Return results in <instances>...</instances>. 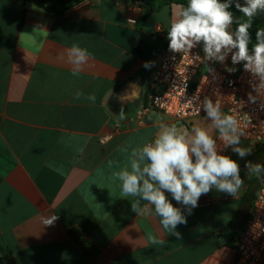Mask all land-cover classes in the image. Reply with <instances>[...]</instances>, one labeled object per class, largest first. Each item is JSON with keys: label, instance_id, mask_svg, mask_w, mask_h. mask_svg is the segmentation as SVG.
<instances>
[{"label": "crops", "instance_id": "0c3cea01", "mask_svg": "<svg viewBox=\"0 0 264 264\" xmlns=\"http://www.w3.org/2000/svg\"><path fill=\"white\" fill-rule=\"evenodd\" d=\"M46 2L60 8L59 0ZM179 6L149 13L125 0H82L57 14L29 0H0V264H235V243L264 177L240 166L244 186L236 198L213 189L190 215L172 200L187 218L177 225L179 238L159 217L133 213L134 198L113 178L130 170L138 159L132 152L153 142L162 125L188 138L193 127L213 138L219 132L206 115L175 122L145 111ZM73 44L90 53L75 76L67 56ZM243 63L229 54L204 66L233 75ZM239 146L262 149L263 162V147Z\"/></svg>", "mask_w": 264, "mask_h": 264}, {"label": "clouds", "instance_id": "9594fccd", "mask_svg": "<svg viewBox=\"0 0 264 264\" xmlns=\"http://www.w3.org/2000/svg\"><path fill=\"white\" fill-rule=\"evenodd\" d=\"M232 7L233 0H187L186 6H179L176 18L170 22L166 35L168 48L187 57L193 48L202 44L204 58L221 63L231 54L233 64L244 62V69L259 78V89L264 86V28L256 29L254 43L250 29L253 27L252 19L258 12H264V0H243V3L236 0L235 9L246 18L242 22L234 18ZM234 23L233 31L231 26ZM67 56L75 66L72 72L75 76L89 60L90 53L86 48L73 44L68 48ZM151 63L145 62L144 67H150ZM81 96L83 93H76L77 99ZM86 98L95 102L94 95ZM250 99L255 100V97L250 96ZM204 111L218 129L226 147L236 145L232 151L241 159L251 155L250 148L239 146L243 133L238 134L239 124L234 115L222 113L220 105L213 104L211 100L205 101ZM120 119H125L123 111ZM192 132L194 135L188 138L187 133L178 132L174 124L162 125L153 142L132 152V156H138V159L131 161L130 170L125 167L113 173L123 195L134 198L130 202L131 211L137 216L159 217L162 228L178 238L177 225L186 224L187 218L172 200L185 206L190 215L198 207L199 198L213 189L236 198L244 186L239 163L218 151L217 140L208 130L193 127ZM144 161L147 162L142 166ZM244 167L248 174L264 177V163L246 162ZM166 193L171 194V200ZM141 201L145 203L141 204ZM56 219L55 216L46 221V225H51ZM149 240L153 244L163 243L151 235Z\"/></svg>", "mask_w": 264, "mask_h": 264}, {"label": "built area", "instance_id": "2783aa9c", "mask_svg": "<svg viewBox=\"0 0 264 264\" xmlns=\"http://www.w3.org/2000/svg\"><path fill=\"white\" fill-rule=\"evenodd\" d=\"M129 6L140 8L143 5L129 2ZM129 22L134 24L136 20L130 19ZM157 29L163 32L161 26ZM197 56L200 59H196ZM204 64V56L195 48L187 57L173 53L169 48L163 50L153 72L145 111H159L175 122H183L206 115L204 103L211 100L220 105L222 113L236 117L238 134L243 133L240 140L264 148V86L257 88L259 78L246 71L243 65L233 75L213 66L201 74ZM214 139L218 151L229 155L233 145L226 147L219 132ZM235 246V264H263L264 178Z\"/></svg>", "mask_w": 264, "mask_h": 264}, {"label": "trees", "instance_id": "16d2710c", "mask_svg": "<svg viewBox=\"0 0 264 264\" xmlns=\"http://www.w3.org/2000/svg\"><path fill=\"white\" fill-rule=\"evenodd\" d=\"M29 1H32L36 5H38V6L42 7V8H45L47 10H52L48 6L46 0H29ZM80 1H82V0H59L60 8L53 9L52 11H54L57 14H62L65 11H67L68 9H70L73 4H76V3L80 2ZM125 1L126 2H131V3H140L143 6H148L149 13L159 12L164 7L170 6V5H173V4L185 5V6L187 4V0H125ZM222 2H223V0H222ZM235 2H236V0H233V7L230 10L233 11L234 18L238 20V18L240 16H242V14L239 13L235 9V7H234ZM239 2L243 3V1H241V0H239ZM233 25L236 26L235 23ZM250 32H251V35H252V42L254 43L255 42V31H250ZM250 49H251V44H250Z\"/></svg>", "mask_w": 264, "mask_h": 264}, {"label": "rangeland", "instance_id": "374dc122", "mask_svg": "<svg viewBox=\"0 0 264 264\" xmlns=\"http://www.w3.org/2000/svg\"><path fill=\"white\" fill-rule=\"evenodd\" d=\"M244 19H246V18H244L243 16H240L238 18V20L241 22ZM252 25H253V27L250 29V31H256L257 28H264V12H258V14L252 19ZM235 27H236L235 25H232L231 30L234 31ZM202 49H203V46L201 44L200 50L203 53ZM208 69H209L208 66H203V68L201 70V74H205L208 71ZM245 148H248V147L245 146ZM254 150H255L256 154L252 151L251 155H248V156L244 157L243 159H241L239 157L238 161H239L240 166H244L246 162H251V163H253V162L258 163L259 162L260 155L258 153H260V151L262 149H254ZM262 163H264V156H263V162Z\"/></svg>", "mask_w": 264, "mask_h": 264}]
</instances>
